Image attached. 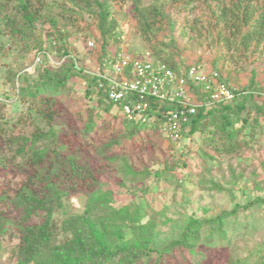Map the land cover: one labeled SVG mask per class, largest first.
Here are the masks:
<instances>
[{
    "label": "trees",
    "instance_id": "16d2710c",
    "mask_svg": "<svg viewBox=\"0 0 264 264\" xmlns=\"http://www.w3.org/2000/svg\"><path fill=\"white\" fill-rule=\"evenodd\" d=\"M127 1L0 0V25L25 52L35 50L36 55L46 50L60 59L66 57L61 65L49 67L44 55L36 76L23 72L17 77L16 71H8L12 83L21 82L19 100L31 99L35 115L29 121L35 123L30 132L22 129L10 133L9 127L0 123V176L22 173L15 190L0 187V236L12 228L18 234L11 254L16 264H141L155 254L159 264L166 254L183 249L200 264L206 257L203 246L214 249L218 242L223 245L226 241L230 218L264 204V196H258L213 216L191 217L178 238L155 246L151 237L156 220L138 204L117 207L110 195H99L102 167L122 160L131 169L129 155L135 152H140L138 165L144 167L145 161L155 157L159 145L175 147L181 139H190L198 132L210 149L235 156L252 148L258 135L255 127L264 118V89L257 85L259 81L255 83L256 72L248 85L238 86L232 70H224V64L215 60L210 68L219 71L234 96L199 107L183 126L178 142L161 129L163 112L176 105L154 104L146 123L130 121L121 111L112 115L110 111L120 106L108 97L103 79L77 69L73 54L78 50L69 42L70 31L61 30L58 23L60 17L67 19L69 26L84 32L86 42L93 38L90 35L95 26L101 35L99 40L93 38L96 45L88 51L101 66L112 55L109 36H119L115 17L119 9L113 11L112 6ZM132 1L133 16L152 57L178 72L201 65H181L191 47L174 37L180 15L184 24L181 35L189 30V39L195 41L212 33L215 43L239 56L257 51L264 55V0H155L148 5ZM55 9L57 14H52ZM85 13L92 14L95 24L86 21ZM47 24V34L43 35ZM166 32L169 40L162 39ZM79 62L85 66L82 57ZM76 77L87 84L86 95L94 98L91 105L80 107L74 114L83 118L80 128L64 112V100L71 90L68 83ZM196 98L201 100L198 95ZM3 106L0 101V114ZM104 116L108 121L99 120ZM120 118L131 127L116 125ZM93 155L100 156L98 165L93 163ZM187 156L188 151L182 149L178 157L165 164L173 170L185 168ZM186 182L182 179L180 186L185 188ZM80 198L82 211L70 213L69 201ZM60 213L65 215L61 221L57 218ZM258 263L264 264V260Z\"/></svg>",
    "mask_w": 264,
    "mask_h": 264
},
{
    "label": "rangeland",
    "instance_id": "374dc122",
    "mask_svg": "<svg viewBox=\"0 0 264 264\" xmlns=\"http://www.w3.org/2000/svg\"><path fill=\"white\" fill-rule=\"evenodd\" d=\"M154 1L141 0V4L148 5ZM133 6L132 0L119 3L116 7L112 6L113 11L119 9L115 14L116 31L119 36L118 38L109 36L108 46L112 53L116 50L128 53H143L149 50L138 30L133 16ZM170 12L175 15L174 11L170 10ZM52 14H57V9ZM85 18L92 25L95 24L92 14L85 13ZM177 18L178 25L173 31L174 37L191 47L190 52H186L182 66L198 62L203 65V69L211 70L210 67L215 60L221 65L224 64V70H232V76L238 86L248 85L254 71L257 74L255 83L259 81L261 84L257 83V85L264 89V55L260 56V51L239 56L235 51H229L226 47L215 43L212 33L194 41L189 39V30L181 35L180 31L184 24L181 15ZM58 27L70 31L69 42L78 50L73 56L80 66V57L85 63L82 70L98 69L100 66L94 62L88 51L90 46L85 41L84 32L69 26L64 17L59 18ZM48 28L47 24L43 35L47 34ZM91 31L94 33L90 36L99 40L101 34L95 26ZM4 32V27L0 25V101L4 104L1 108L0 123L9 127L10 133L22 129L30 132L35 128V123L29 122L35 117L32 112L33 102L31 99L19 100L21 82L16 80L12 83L8 71H16L17 77L24 73L36 76L35 60L39 55L42 58V55L39 52L34 55L35 50L25 52L22 45L17 44ZM166 33L162 39L169 40V32ZM93 38L90 39L94 40ZM52 54V59L45 61L46 65L49 67L61 65L58 64L60 62L58 56L54 52ZM84 72L94 75L85 70ZM68 85L71 90L68 99L64 100V112L71 115L75 126L80 128L83 125V118L79 119L78 115L74 114L80 107L91 105L94 98L86 95L87 84L83 80L76 77ZM117 111L121 110L113 108L110 113L113 115ZM104 117L99 120L108 121L107 117L105 119ZM111 121L115 122L114 119H110ZM121 123L127 128L131 127V124L123 118L116 120V125ZM255 128L258 135L252 142V148L235 156L220 155L210 149L204 143V135L199 132L190 139H181L175 147H170L168 144L159 145L157 150H154L155 157L145 161L144 167L138 165L137 158L140 152H135L129 155L132 170L127 168L122 160L118 164L101 168L102 187L99 195H110L117 207L121 205L133 207L134 204H138L144 213H148L151 219L156 220L157 226L151 237L153 245H164L181 235L191 217L213 216L224 209H232L235 205H243L258 196H264V118L260 120V126ZM182 149L188 151V164L185 168L173 170L171 166L165 164V161L170 162L178 157ZM92 158L94 164L98 165L101 162L98 155H93ZM21 176L22 173L19 172H13L6 177L0 176V187L6 186L15 190ZM182 179L187 181L185 188L180 186ZM82 199L69 201V205H72L70 213L82 211L80 205ZM8 209L11 210V207L9 206ZM64 217L63 213L57 214L59 221ZM226 229L227 239L223 245L218 242V246L214 249L208 246L202 247L206 257L200 264H230V260L233 264H261L258 262L264 260V204L251 206L237 217L230 218ZM18 239V234L13 228L0 236V264H16L11 254ZM158 262L155 254L141 264H158ZM159 264H195V261L183 249L166 254Z\"/></svg>",
    "mask_w": 264,
    "mask_h": 264
},
{
    "label": "built area",
    "instance_id": "2783aa9c",
    "mask_svg": "<svg viewBox=\"0 0 264 264\" xmlns=\"http://www.w3.org/2000/svg\"><path fill=\"white\" fill-rule=\"evenodd\" d=\"M88 44L91 48L95 47L94 40H88ZM39 53L42 58L46 55L49 61L52 59V52L43 50ZM42 58L40 55L37 57L35 68L41 64ZM65 58H58V64H62ZM73 58L77 69H83ZM84 70L105 81L108 97L120 106L121 112L130 121L148 122L154 104L176 105L175 109L168 108L163 112L165 120L161 126L173 142L182 138L183 126L199 107L230 100L234 96L220 79L217 69L205 70L202 65H193L178 72L166 62L153 58L149 50L135 54L116 50L98 69ZM197 95L201 97L200 101L195 99Z\"/></svg>",
    "mask_w": 264,
    "mask_h": 264
}]
</instances>
